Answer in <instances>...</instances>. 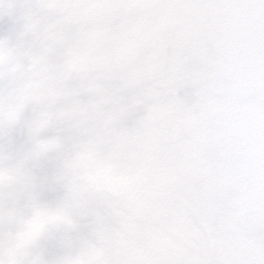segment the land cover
<instances>
[{
	"label": "clouds",
	"instance_id": "obj_1",
	"mask_svg": "<svg viewBox=\"0 0 264 264\" xmlns=\"http://www.w3.org/2000/svg\"><path fill=\"white\" fill-rule=\"evenodd\" d=\"M0 264H264V0H0Z\"/></svg>",
	"mask_w": 264,
	"mask_h": 264
}]
</instances>
